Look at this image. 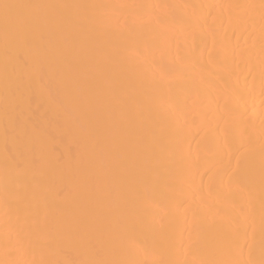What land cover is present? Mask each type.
<instances>
[{
  "label": "bare ground",
  "instance_id": "6f19581e",
  "mask_svg": "<svg viewBox=\"0 0 264 264\" xmlns=\"http://www.w3.org/2000/svg\"><path fill=\"white\" fill-rule=\"evenodd\" d=\"M0 264H264V0H0Z\"/></svg>",
  "mask_w": 264,
  "mask_h": 264
},
{
  "label": "snow or ice",
  "instance_id": "6c2138e0",
  "mask_svg": "<svg viewBox=\"0 0 264 264\" xmlns=\"http://www.w3.org/2000/svg\"><path fill=\"white\" fill-rule=\"evenodd\" d=\"M4 7H5V8H8L9 6H8V5H5Z\"/></svg>",
  "mask_w": 264,
  "mask_h": 264
}]
</instances>
